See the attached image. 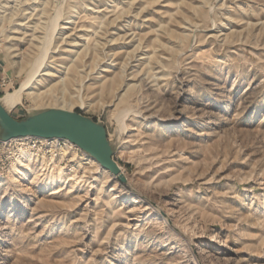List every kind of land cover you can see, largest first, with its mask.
Masks as SVG:
<instances>
[{
  "label": "rangeland",
  "instance_id": "obj_1",
  "mask_svg": "<svg viewBox=\"0 0 264 264\" xmlns=\"http://www.w3.org/2000/svg\"><path fill=\"white\" fill-rule=\"evenodd\" d=\"M42 53L43 103L8 110L103 123L128 184L6 157L0 264H264V0H0V97Z\"/></svg>",
  "mask_w": 264,
  "mask_h": 264
},
{
  "label": "water",
  "instance_id": "obj_2",
  "mask_svg": "<svg viewBox=\"0 0 264 264\" xmlns=\"http://www.w3.org/2000/svg\"><path fill=\"white\" fill-rule=\"evenodd\" d=\"M21 137L62 139L75 145L121 184L128 180L114 159V145L103 123L76 110L49 107L20 118L0 101V141Z\"/></svg>",
  "mask_w": 264,
  "mask_h": 264
},
{
  "label": "bare ground",
  "instance_id": "obj_3",
  "mask_svg": "<svg viewBox=\"0 0 264 264\" xmlns=\"http://www.w3.org/2000/svg\"><path fill=\"white\" fill-rule=\"evenodd\" d=\"M44 56H45V53H42V56L39 57L35 61L34 65L27 72L24 80L20 83L19 87L15 88L12 92L5 93L2 97H0V101L4 105V107H6V109H9V108L16 106L18 103H20L22 101L23 98L29 99L36 106L41 105L43 103L44 96L40 92L35 91L33 89V85L37 79L36 78L37 76H39V75H45V76L47 75L48 76V75L52 74L49 70L45 69V67L42 68ZM64 105L66 107L67 106L69 107L70 103L65 101ZM67 144L72 146V148L76 147L75 145L71 144L70 142H67ZM30 155L31 154L28 152L23 153L19 158H17L15 160V165H13V167L11 168L12 169L11 181L18 184L19 186L21 185L20 180L24 174V170L27 169L26 168V166L28 165L27 161L30 159ZM89 158H90V162L93 163L94 165H96L97 168H99L100 170H104L105 172H108L107 170L103 169L96 160H94L91 157H89ZM50 163H52V162H50ZM78 176H77V173L74 175H70V173H68V176H66L65 180H67V182L70 180H75Z\"/></svg>",
  "mask_w": 264,
  "mask_h": 264
},
{
  "label": "built area",
  "instance_id": "obj_4",
  "mask_svg": "<svg viewBox=\"0 0 264 264\" xmlns=\"http://www.w3.org/2000/svg\"><path fill=\"white\" fill-rule=\"evenodd\" d=\"M5 80L4 76L0 77V88L5 84ZM67 142L66 140L56 138L36 137H21L6 142L0 141V157L5 156V160L0 159V168L3 169L4 166H7L8 161L6 157L17 159L25 152L31 153L35 157L49 156L50 158H54L63 154L67 149H73ZM74 149L83 152L77 147Z\"/></svg>",
  "mask_w": 264,
  "mask_h": 264
},
{
  "label": "trees",
  "instance_id": "obj_5",
  "mask_svg": "<svg viewBox=\"0 0 264 264\" xmlns=\"http://www.w3.org/2000/svg\"><path fill=\"white\" fill-rule=\"evenodd\" d=\"M79 112V111H78Z\"/></svg>",
  "mask_w": 264,
  "mask_h": 264
}]
</instances>
